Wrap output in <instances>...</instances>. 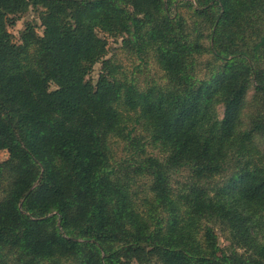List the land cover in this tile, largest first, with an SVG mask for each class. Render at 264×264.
<instances>
[{"label":"trees","instance_id":"trees-1","mask_svg":"<svg viewBox=\"0 0 264 264\" xmlns=\"http://www.w3.org/2000/svg\"><path fill=\"white\" fill-rule=\"evenodd\" d=\"M171 2L0 0V264H264V0H187L193 28ZM30 8L43 34L28 23L14 43ZM101 33L153 51L167 88L119 81ZM113 139L131 159L116 161Z\"/></svg>","mask_w":264,"mask_h":264},{"label":"rangeland","instance_id":"rangeland-1","mask_svg":"<svg viewBox=\"0 0 264 264\" xmlns=\"http://www.w3.org/2000/svg\"><path fill=\"white\" fill-rule=\"evenodd\" d=\"M187 0H172L171 4L168 6L169 13L172 16L178 15L183 16L186 19V23L193 28V19H192V9L189 6H184V2ZM193 8H196V4L192 1ZM40 11L30 8L27 13L18 17L16 24L14 26H9L8 31L13 36L14 43H20L21 33L25 30L28 23L34 24L36 27V32L38 35L43 34V28L40 23ZM200 21H198V24ZM204 29L203 25H199L197 29ZM206 33V32H205ZM197 35V34H196ZM195 35V36H196ZM101 37L107 39L108 41V56L107 59L111 63L118 67L116 78L123 83H132L140 91H148L149 89L157 88L166 89L169 85L168 80L166 79L165 72L160 68L159 64L156 61V57L153 51L147 50V52L138 51V46H124L122 38H111L104 34H100ZM208 46L209 42H204ZM212 62L211 57L205 58L201 61H198L196 73L200 79H205L208 75L206 64ZM103 66L98 64L94 67L89 78L94 83L97 82L99 76L102 73ZM54 88V87H53ZM252 93L250 94V96ZM250 102V101H248ZM247 102V103H248ZM120 109L123 111L125 107L121 106ZM255 113V109L251 107V104L248 103L242 107L241 114L239 115V122L243 127L249 128L251 117ZM215 114L219 119H222L224 116V107L220 104L215 105ZM240 125V126H241ZM132 128V124L130 125ZM245 129V128H244ZM135 135L145 145V154L146 156H152L160 160H164L166 155L161 149L160 145L153 144L151 137L147 131H145L142 125H136ZM255 147L264 153V137L257 136L254 141ZM116 161L122 162L131 159L134 152L130 151L128 145L121 139H113L111 142ZM136 153V152H135ZM264 155V154H263ZM7 152H0V161L5 162L8 160ZM123 165H121L122 167ZM189 173L186 171L177 172L174 175V186L175 183H185ZM149 178H141L136 180L135 185L132 187V192L137 195V199L140 203L145 197H149ZM176 187V186H175ZM216 235L219 236V243L221 247L229 246V242L225 239V236L221 232L220 228H216Z\"/></svg>","mask_w":264,"mask_h":264}]
</instances>
